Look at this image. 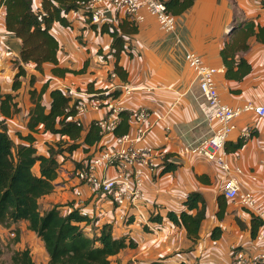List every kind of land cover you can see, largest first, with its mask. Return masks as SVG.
<instances>
[{"label": "crops", "instance_id": "crops-1", "mask_svg": "<svg viewBox=\"0 0 264 264\" xmlns=\"http://www.w3.org/2000/svg\"><path fill=\"white\" fill-rule=\"evenodd\" d=\"M42 0H32V9L41 10ZM264 0H194V3L176 17L175 30L163 31L157 21L144 9L140 14L144 20L133 23L121 12L109 7L103 13L100 24L117 27L127 20L137 26V32L125 36V50L119 58V66L126 72L122 81L118 76L111 78L114 58L110 54L111 37L92 28L83 6L66 14L70 27L57 22L51 25L50 33L59 44L57 62L59 68L79 70L87 61L86 72L67 73L64 76L52 74L54 65L43 63L42 72L35 70L33 63L24 64L26 76L21 78L17 90L12 82L17 72L14 61L19 60L21 40L6 29L5 9L0 6V94L14 96L19 112L5 118L7 134L15 146L27 144L17 133H28L26 123L32 106L29 90L39 91L45 84L47 90L42 104L48 110L50 91L60 89L68 92L69 106L86 104L92 99H103L109 91L121 84H129L134 91L130 96L120 98V106L133 113L145 108L154 123L144 144L162 150L163 161L175 165L171 172L157 175L144 174L142 200L135 209L115 207L108 198L81 185L74 176L76 165L86 157L112 143L114 135L104 134L99 143L87 153L79 148L71 154L62 152L57 156V175L51 193L38 200V211L42 215L57 207L62 215L76 211L89 222L80 225L88 236H97L100 228L108 224L114 238H125L135 243L133 248H124L111 257V264H203L211 261L230 262L234 254L253 256L261 243L251 236L252 216L235 201L225 198V209L217 217V198L222 195L226 175L212 161L198 155H179L182 146L198 144L209 137L217 128L216 120L207 121L199 109L202 100L194 74L188 67L185 56L193 52L205 63L217 70L214 80L222 103L236 107L245 103L264 105V43L251 37L249 47L237 53L250 65V72L241 80L225 77V67L220 51L229 30L245 20L264 27ZM34 81L30 84V77ZM107 110L77 112L74 119L84 130L92 121L106 116ZM129 129L133 123L130 118ZM236 128L225 146L232 147L241 140V133L249 126L253 134L243 142L240 149L228 151V160L242 169L239 178L240 189L251 192L258 203H264V117L253 113L239 117ZM37 153L48 155L49 147L57 149L60 137L42 128L34 134ZM65 140V138H62ZM162 160L158 161L161 164ZM38 174L37 164L33 168ZM203 176L198 180L197 176ZM79 191L80 196L75 192ZM199 192L205 201V217L200 224L199 238L194 244L182 227L174 226L165 218L167 211L176 213L184 210L183 201L190 192ZM194 213V212H191ZM128 218L124 220V216ZM159 214L161 223H153L150 217ZM219 227L221 235L217 240L210 236L213 228ZM18 230L14 250L28 249L33 264H46L48 255L43 242L28 229L26 221L12 224L9 228L0 225V239L4 240L7 230Z\"/></svg>", "mask_w": 264, "mask_h": 264}, {"label": "trees", "instance_id": "trees-1", "mask_svg": "<svg viewBox=\"0 0 264 264\" xmlns=\"http://www.w3.org/2000/svg\"><path fill=\"white\" fill-rule=\"evenodd\" d=\"M86 1L42 0L41 10L34 11L32 0H0V6L5 9L6 29L21 40L19 60L14 61L17 70L12 82L14 91L20 87L21 78L26 76L23 65L27 63H33L38 72H42L43 63H52L54 65L52 74L56 76L86 72L87 61L79 70L58 67L59 44L50 33L54 22L62 27H70L66 14L77 10L80 4ZM163 2L168 13L178 16L190 8L194 0H163ZM262 5L264 6V2ZM91 26L95 31L106 33L111 37L110 54L114 58L112 73L125 81L126 72L118 62L121 53L125 50V36L136 33L137 26L127 20L120 22L117 27L105 23ZM251 37L264 43V27L257 26L251 20L241 22L227 33V39L220 51L227 79L241 81L250 72V65L243 58L237 59L236 56L237 53L248 49V40ZM33 81L34 77L31 76L30 84ZM47 87L45 84L39 91L29 90L32 106L26 123L28 133L25 135L17 133L18 137L27 144L15 146L7 134L4 119L0 121V225L9 228L12 224L26 221L28 229L43 242L48 255L46 264H111L112 256L124 248L135 247V243L132 240L126 241L125 238H114L108 224L100 228L97 236H88L80 224L89 220L76 211L66 215H62L57 207L42 215L38 211V200L53 190V181L58 168L57 156L62 152L71 154L79 148L87 153L89 148L97 145L103 136L97 121H92L84 130L74 119L77 110L75 105L69 106L70 96L66 91L52 89L49 93L50 105L46 110L42 104V96ZM13 99L14 96L11 94H0V112L5 118H10L19 112ZM130 118L131 113L125 110L119 112L112 134L114 136L126 134L129 131ZM40 127L44 132L60 137L61 142L56 144L58 148L49 147L48 155L38 154L34 146V134ZM242 145L243 141L239 140L232 149L225 146V150L236 151ZM89 157L88 155L86 159ZM163 162L164 167L160 174L175 169V165ZM36 164L38 174L33 170ZM79 166L80 164L75 168ZM203 178L201 175L197 176L200 181ZM217 202L216 214L218 218H221L225 209L223 195L217 198ZM182 204L184 210L179 213L167 211L165 218L174 226L184 228L188 239L195 244L199 238L200 224L205 217V201L201 193L193 191L186 195ZM150 221L161 223L163 217L156 214L150 217ZM259 227L260 221L253 217L251 227L253 238L256 237ZM12 231L15 233L14 241H17L18 230ZM220 235L219 227L213 228L210 234L213 240H217ZM10 264H33L29 250L14 251L10 257Z\"/></svg>", "mask_w": 264, "mask_h": 264}, {"label": "built area", "instance_id": "built-area-1", "mask_svg": "<svg viewBox=\"0 0 264 264\" xmlns=\"http://www.w3.org/2000/svg\"><path fill=\"white\" fill-rule=\"evenodd\" d=\"M80 6L84 7L87 20L93 25H99L103 13L111 7L133 23L144 20L140 14V10L144 9L163 31L172 32L176 26V17L166 11L163 0H87ZM185 60L200 90L202 100L199 109L207 121L216 120L218 126L209 137L198 144L182 146L178 154L198 155L214 162L226 175L222 195L237 201L245 211L260 221L255 237V240L261 243L260 250L253 256L234 254L226 264H264V203H258L251 192L240 189L239 178L243 174L242 169L229 162V154L225 150L228 138L236 128V120L247 113L263 118L264 105L245 103L232 107L222 103L214 80L217 70L193 52H187ZM110 77L114 78L116 75L110 73ZM133 91L131 85L121 84L118 89L104 94L103 99H92L86 104L76 103L75 109L77 112L107 110L106 116L97 120V123L101 134L112 133L119 112L124 111L119 104L120 98L130 96ZM150 116L145 108L131 113L132 129L124 135L114 136L110 145L102 147L80 163V166L74 169L77 181L101 196L108 197L117 208L135 209L142 200L144 174L147 172L155 176L159 166L164 167L162 150L144 144L147 134L154 126ZM1 120L3 116L0 112ZM253 132L252 126L247 127L241 133V140L244 142ZM159 160H162L161 164H158ZM75 194L80 196L79 191ZM127 218L128 214L124 216V220ZM9 236L14 238L15 233L12 231ZM203 264L225 263L211 261Z\"/></svg>", "mask_w": 264, "mask_h": 264}, {"label": "rangeland", "instance_id": "rangeland-1", "mask_svg": "<svg viewBox=\"0 0 264 264\" xmlns=\"http://www.w3.org/2000/svg\"><path fill=\"white\" fill-rule=\"evenodd\" d=\"M7 235L5 236L4 240L0 239V247L2 250V254L0 255V264H10V257L11 254L15 251L14 250V238L9 236V233L12 232L11 230H7Z\"/></svg>", "mask_w": 264, "mask_h": 264}]
</instances>
